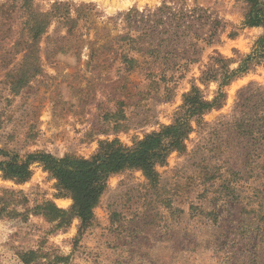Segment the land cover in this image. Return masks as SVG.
<instances>
[{"label":"rangeland","instance_id":"1","mask_svg":"<svg viewBox=\"0 0 264 264\" xmlns=\"http://www.w3.org/2000/svg\"><path fill=\"white\" fill-rule=\"evenodd\" d=\"M63 1L96 6L79 24L80 49L53 52L65 34L54 23L38 64H23L24 51L10 49L18 14L0 45L1 150L88 158L103 140L133 146L173 124L193 86L212 100L220 81L203 82L206 72L238 68L264 34L244 25L246 0ZM223 90L221 107L192 120L187 148L156 166V183L134 168L111 175L87 226L74 218L56 227L34 214L44 200L63 209L73 202L41 163L22 183L0 171V196L14 192L18 210L32 212L14 217L16 196L4 195L0 264H24L20 254L40 248L67 264H264V60Z\"/></svg>","mask_w":264,"mask_h":264},{"label":"trees","instance_id":"2","mask_svg":"<svg viewBox=\"0 0 264 264\" xmlns=\"http://www.w3.org/2000/svg\"><path fill=\"white\" fill-rule=\"evenodd\" d=\"M246 1L250 9L245 15L244 25L264 27V2ZM95 9L94 3L63 0L51 2L48 8L42 7L37 0H0V45H4L6 39H10L14 30L10 21L18 14L21 29L18 37L12 40L13 45L10 49H15L16 54L24 51L23 64H38L39 44L54 23L57 24L56 31L62 28L65 34L56 38V45L52 51L78 50L79 24L81 21L88 22ZM72 38L76 39L74 45L71 44ZM129 60L134 61L133 58ZM260 60H264V34L257 39L254 50L246 55L238 68L231 70L223 64L219 70L206 72L203 82L211 79L220 81L219 90L212 100H206L201 94V89L193 86L184 95L182 111L173 124L163 126L159 132L146 135L134 142L133 146L125 145L117 138L103 140L97 151L88 158L73 154L56 157L44 151L22 156L17 152L11 153L0 149V171L5 179L22 183L31 178L32 165L36 162L41 163L57 180L59 196L69 197L73 202L69 209H63L52 200H44L32 209L34 214L56 222V227L69 226L74 218L81 221L82 227L87 226L94 219L93 210L106 190L111 175L134 168L141 170L150 182L156 183L159 177L156 166L165 163L172 151H184L187 148L185 140L193 130L192 120L199 122L206 112L221 107L226 98L223 87L235 77L248 72ZM18 86L19 81L16 87ZM6 194L16 196L14 192L3 190V196H0V213L6 209L4 197ZM23 200L28 201L26 198ZM21 202L22 199L16 196L14 206L8 213L27 220L32 212L28 207L24 212L18 210ZM20 258L24 264H67L69 260L67 256L58 252L51 253L41 248L24 251Z\"/></svg>","mask_w":264,"mask_h":264},{"label":"bare ground","instance_id":"3","mask_svg":"<svg viewBox=\"0 0 264 264\" xmlns=\"http://www.w3.org/2000/svg\"><path fill=\"white\" fill-rule=\"evenodd\" d=\"M130 2H131L130 0H126L125 2L121 3L120 5H125V4H128Z\"/></svg>","mask_w":264,"mask_h":264},{"label":"water","instance_id":"4","mask_svg":"<svg viewBox=\"0 0 264 264\" xmlns=\"http://www.w3.org/2000/svg\"><path fill=\"white\" fill-rule=\"evenodd\" d=\"M264 1V0H263Z\"/></svg>","mask_w":264,"mask_h":264}]
</instances>
